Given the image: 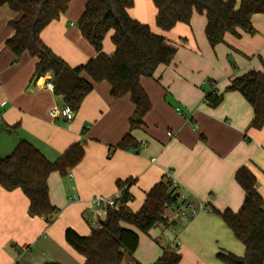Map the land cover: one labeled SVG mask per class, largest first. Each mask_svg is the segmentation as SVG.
<instances>
[{
	"label": "crops",
	"instance_id": "1",
	"mask_svg": "<svg viewBox=\"0 0 264 264\" xmlns=\"http://www.w3.org/2000/svg\"><path fill=\"white\" fill-rule=\"evenodd\" d=\"M87 2L72 0L41 33L71 66L97 55L78 26ZM157 12L153 0H135L129 8L133 18L149 24L178 51L171 64L141 78L152 105L144 124L131 130L135 104L129 95L114 98L106 80L94 83L73 120L53 118L51 109L66 105L62 95L45 85L53 74L35 77L37 59L27 51L15 61L6 42L14 34L10 22L18 13L7 4L0 6V157L9 155L21 140L33 143L52 161L75 142L85 148L83 159L67 174L54 171L49 176L50 199L60 209L52 223L29 215L30 201L21 188L9 191L0 185V264H84L85 257L69 244L65 232L73 228L89 235L93 227L85 218L88 201L116 195L118 179L134 180L128 202L134 211L165 179L173 183L180 200L197 208L206 204L187 220H180V209H166L172 223L157 224L148 233L139 231V247L126 257L127 263L153 264L164 248L179 250V264H224L217 257L222 250L244 255L245 245L209 208H241L245 191L235 174L242 166L255 174L264 197V127H251L253 107L240 92L227 90L236 76L252 69L264 71V13L253 15V30L240 29L238 36L226 33L213 47L204 14L194 12L189 24L178 22L163 30L157 25ZM112 35L110 31L104 40L107 54L115 50ZM210 92L223 94L216 107L207 103ZM129 132L141 144L139 149L117 147Z\"/></svg>",
	"mask_w": 264,
	"mask_h": 264
},
{
	"label": "trees",
	"instance_id": "2",
	"mask_svg": "<svg viewBox=\"0 0 264 264\" xmlns=\"http://www.w3.org/2000/svg\"><path fill=\"white\" fill-rule=\"evenodd\" d=\"M72 0H0L18 13L10 22L14 34L7 46L18 61L27 51L36 57L35 77L53 74L54 91L63 96L66 105L77 112L94 83L108 81L114 98L129 95L135 104L130 119L131 130L144 124L151 109V100L142 87V77H152L160 65H169L177 54V46L163 35L153 32L151 26L129 14L135 0H88L78 20L82 35L93 45L97 55L86 63L71 66L57 55L43 40L41 33L65 13ZM158 8L156 22L163 30L172 29L178 22L189 24L194 12L207 19L205 33L211 46L224 40L226 33L240 35L239 30H253L252 17L264 13V0H153ZM113 31L112 54L104 51V40ZM229 91L240 92L251 104L254 117L251 127H264V71L249 70L232 79ZM211 107L218 106L223 94L210 92L206 96ZM1 129V126H0ZM141 144L131 132L118 144L122 149H139ZM81 142L71 144L56 160L48 159L33 143L18 142L14 150L0 157V185L6 190L21 188L29 198V215L55 220L60 209L50 199L49 176L54 171L67 174L84 157ZM235 178L245 191L241 208L220 210L210 205L209 211L218 214L234 236L245 245L244 255L222 250L217 257L224 264H264V197L258 190L257 178L247 167H240ZM166 180V179H165ZM156 183L147 193L137 211L128 206L132 200L130 186L134 180H117L121 196L118 209H108L101 226L93 227L83 236L67 228L66 240L85 257L84 264H143L138 260L126 262L140 244L139 231L148 233L155 225H170L165 216L169 207L181 208L185 200L169 179ZM130 225V226H127ZM182 254L177 248H164L153 264H179ZM46 264H63L47 262Z\"/></svg>",
	"mask_w": 264,
	"mask_h": 264
},
{
	"label": "built area",
	"instance_id": "3",
	"mask_svg": "<svg viewBox=\"0 0 264 264\" xmlns=\"http://www.w3.org/2000/svg\"><path fill=\"white\" fill-rule=\"evenodd\" d=\"M46 87L49 89H54V84L52 79H47L45 83ZM50 114L53 118L63 117L67 121H71L74 118V111L68 106L65 105L64 107H55L51 109ZM2 118V112L0 111V119ZM169 135H172V132H168ZM121 196V192H119L114 196H105V195H98L93 197L91 200L88 201L86 210H85V218L88 222L92 225V227H99L102 224V221L106 219L108 215V209L110 208H119V203L117 199ZM186 208L181 206L179 208V218L180 220H185L188 217H195L199 210L204 208L203 203H200L199 207L197 208L194 203L186 201ZM185 208V210H183ZM90 214H93L91 216Z\"/></svg>",
	"mask_w": 264,
	"mask_h": 264
},
{
	"label": "rangeland",
	"instance_id": "4",
	"mask_svg": "<svg viewBox=\"0 0 264 264\" xmlns=\"http://www.w3.org/2000/svg\"><path fill=\"white\" fill-rule=\"evenodd\" d=\"M165 182H167V179L165 180ZM176 190H177V189H176ZM182 200H183V199H182ZM183 205H185L184 207L186 208V206H187V205H186V201L182 203V207H183ZM203 205L205 206L206 204H203ZM195 206L197 207V205H195ZM185 208H183V210H185ZM85 210H86V209H85ZM198 213H199V212H198ZM188 218H193V217H188ZM188 218H187V219H188ZM187 219H186V220H187Z\"/></svg>",
	"mask_w": 264,
	"mask_h": 264
}]
</instances>
